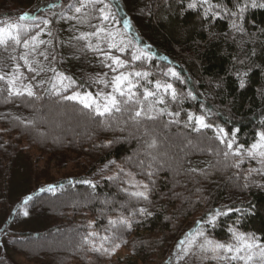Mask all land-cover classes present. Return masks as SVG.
<instances>
[{
    "label": "trees",
    "instance_id": "trees-1",
    "mask_svg": "<svg viewBox=\"0 0 264 264\" xmlns=\"http://www.w3.org/2000/svg\"><path fill=\"white\" fill-rule=\"evenodd\" d=\"M8 23L22 26L21 44L0 45L8 247L29 262L264 264V156L248 155L264 133V0H0V27ZM32 36L44 43L25 49ZM107 56L124 67L113 71ZM121 73L131 100L113 92ZM14 77L21 94L9 93ZM75 94L101 105L114 95L118 110L98 115L66 99ZM124 172L147 199L126 189ZM186 236L195 242L178 247ZM206 240L225 248H202Z\"/></svg>",
    "mask_w": 264,
    "mask_h": 264
},
{
    "label": "snow or ice",
    "instance_id": "snow-or-ice-1",
    "mask_svg": "<svg viewBox=\"0 0 264 264\" xmlns=\"http://www.w3.org/2000/svg\"><path fill=\"white\" fill-rule=\"evenodd\" d=\"M89 3H96V2H102V0H88ZM205 2H207V0H205ZM85 4L82 2L81 3V7H84ZM195 5H189V7H194ZM81 7H77L75 10L76 12H80L81 11ZM105 7H107V5H105ZM102 13H103V10H101ZM27 17L22 15L19 17L20 20H25ZM109 17L107 15H102V19L103 20H107ZM45 24V26L47 25L48 21H44L43 22ZM125 26H127V22L125 21ZM22 30V26L19 25V24H16V23H8V24H5L4 26L0 27V45H5L9 42H13L17 45L21 44L22 41H21V38H20V31ZM103 31V29H98L97 33H95L94 35H99V32ZM50 35V33H49ZM109 35L111 36L112 34L109 33ZM86 37L85 36H81L80 39H85ZM44 43V41H38V38L37 36H32L31 37V40H23V46L25 47V49H28L30 46L33 48V50H35V48L39 47V44H42ZM110 48L112 47H116L115 44H110L109 45ZM121 51H123V49H120ZM41 55H43V53H41ZM107 59H110L112 61V64L113 65H116V68L113 69V71H116L118 68H122L124 67V62L122 60H120L118 57H112V56H107L106 57ZM21 59H23L25 61V64L27 65L28 64V60H27V54H25V56H22ZM133 59H138V57L134 56ZM29 71H33V69L31 67H29ZM54 71V70H53ZM134 75L136 76H140L141 73L137 72V73H134ZM173 76L176 75V73H172ZM4 77L3 76H0V80H3ZM16 79H18V77H14L13 79H10L8 81L10 87H9V93L10 94H21L17 89H15L14 87V84H15V81ZM61 79H64L63 77H61ZM127 84V88L125 89L123 86ZM134 85H132L131 81L129 80V77L128 75H124L123 73L115 76L112 80V88H113V92L114 93H118L120 96H124L127 92L128 94V100H131L132 98V95H134L132 92H131V88L133 87ZM241 86H243V81H241ZM157 88L159 89L160 88V85L158 84L157 85ZM168 89H171V85H166L165 86V90H168ZM24 91L26 92V94L28 96H32L33 95V92L31 90L30 87H25ZM152 93L151 92H145V98L147 99V97L151 96ZM172 96L173 98H175V92L173 91L172 92ZM66 99H69V100H74V101H78L80 102L85 108H93L95 107V111L98 115H105L106 113H109L111 112V110L113 108H117V100H116V97L114 95H109L107 97L104 98V103L103 105L97 103L93 97L90 95V94H85L83 96H81L80 94H75V95H72V96H69V97H66ZM160 103H163L162 100L159 101ZM118 110V108H117ZM135 115L137 117H139L141 115V112L140 111H137L135 113ZM189 119L192 120V117L189 116ZM195 122L196 124H198L200 127H208V125L205 124L203 118L201 117H196L195 118ZM219 132L220 133H223V129H219ZM233 135H235L233 133ZM259 135V140L257 143L253 144L251 146V150H249L248 152V155L249 156H256V155H259V156H264V151H258L260 149H264V133L262 134H258ZM221 142L223 143V139L221 140ZM228 148L231 149L232 148V144L229 143L228 144ZM236 155H239L240 152H239V149H237ZM51 190V189H50ZM133 195L137 196V197H143L144 199H147V196L145 195L144 192H136V193H133ZM28 199H31V197H29ZM144 210L141 209V212H143ZM222 213L220 212H217L215 214V216H212L209 218V223H212L214 224L215 223V217L216 216H219L221 215ZM226 214V213H224ZM110 224H115L116 221H109ZM119 223L121 224H124L125 221L124 220H121L119 221ZM231 231V229H230ZM199 235H203L202 232L198 233ZM238 239L240 240H243V237L240 236V237H237ZM195 242V237L193 236L191 239H189L187 236H186V239L185 240H181L179 242V246L181 245H185L186 243L187 244H193ZM205 246H212L211 250L213 251H216V250H219V249H224L225 246L222 245V244H214L213 245V242L210 241V240H206L205 241V245H202L201 247L204 248ZM248 249H252L253 247H258V245H255V244H252V243H249L247 245H245ZM117 247H119V245H117ZM227 251H231V248H227L226 249ZM185 253L187 254L188 252V249L185 248L184 249ZM237 251H239V249H237ZM262 255H264V252H262ZM248 259H252V257H248Z\"/></svg>",
    "mask_w": 264,
    "mask_h": 264
},
{
    "label": "rangeland",
    "instance_id": "rangeland-1",
    "mask_svg": "<svg viewBox=\"0 0 264 264\" xmlns=\"http://www.w3.org/2000/svg\"><path fill=\"white\" fill-rule=\"evenodd\" d=\"M42 165V163H41ZM124 177H125V183H126V189L129 190L130 192H144L146 191V186L145 184H143L140 180H137L132 174H130L129 172H124ZM31 222H33V224L31 225ZM38 223H41V219L37 218V219H33L31 221H29L28 223V227L29 228H37L38 227ZM49 224V223H48ZM2 225V218L0 220V228ZM22 225V224H20ZM17 229H23L25 228V226H19L17 225L16 227ZM9 241L8 237L6 236V234H4L3 230H0V257L1 256H9L14 262L15 264H75L74 262H70L67 258L63 257V256H57V257H50V256H45L42 257L41 259L38 260H34V262H29V261H25L21 256H19V253L15 252L14 250H12L10 247L7 246V242ZM60 244V243H58ZM94 262V260H91ZM78 264V263H76ZM87 264H95L92 262H89Z\"/></svg>",
    "mask_w": 264,
    "mask_h": 264
}]
</instances>
